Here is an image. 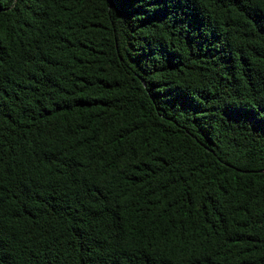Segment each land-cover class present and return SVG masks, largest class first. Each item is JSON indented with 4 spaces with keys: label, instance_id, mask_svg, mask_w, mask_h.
I'll use <instances>...</instances> for the list:
<instances>
[{
    "label": "trees",
    "instance_id": "16d2710c",
    "mask_svg": "<svg viewBox=\"0 0 264 264\" xmlns=\"http://www.w3.org/2000/svg\"><path fill=\"white\" fill-rule=\"evenodd\" d=\"M0 264H264V0H0Z\"/></svg>",
    "mask_w": 264,
    "mask_h": 264
}]
</instances>
